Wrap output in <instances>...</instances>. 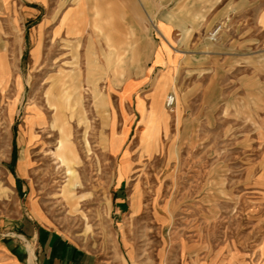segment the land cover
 <instances>
[{"label":"rangeland","instance_id":"374dc122","mask_svg":"<svg viewBox=\"0 0 264 264\" xmlns=\"http://www.w3.org/2000/svg\"><path fill=\"white\" fill-rule=\"evenodd\" d=\"M225 15L214 27L202 29L201 42L181 44L186 52L176 70L177 90L164 94L173 82L170 75L160 81L148 111L138 98L144 127L140 133L138 124H131L119 154L108 145L111 107H116V132L124 128L119 150L128 116L107 87L144 72L151 59L99 58L91 36L87 43L69 40L61 47L21 42L12 27L0 26V54L7 66L0 72V238L31 247L21 233L30 204L51 227L107 261L128 237L138 259L150 264L161 253L172 259L180 254L192 264H264V0L230 5ZM92 30L106 38L118 28ZM73 72L81 86L76 103L61 93L64 86L66 94L72 91ZM95 87L107 94L108 103L100 108ZM170 93L178 103L172 110L163 104ZM53 103L79 148L76 170L84 186L72 187V202L63 195L66 167L50 155L58 141L50 126ZM177 105L179 121L174 118ZM126 157L131 171L120 190L129 202L136 198L139 210L131 219L125 218L127 208L117 213L112 199ZM21 161L28 163L25 173ZM93 182V193L107 202L89 196L76 202L72 196Z\"/></svg>","mask_w":264,"mask_h":264},{"label":"crops","instance_id":"0c3cea01","mask_svg":"<svg viewBox=\"0 0 264 264\" xmlns=\"http://www.w3.org/2000/svg\"><path fill=\"white\" fill-rule=\"evenodd\" d=\"M243 3L244 0H209L206 4L205 0H0V26L12 27L21 42H56L61 47L69 40L87 43L90 41L88 37L91 36V42L98 44L99 58L151 59V65L144 72L128 78L121 86L111 83L107 87L108 95L110 93L117 96L120 111L123 104L128 116L125 121L128 132L119 150L117 146L112 147V132L117 116L116 107H111L113 124L108 145L112 154H119L131 134V124L137 123L140 133L144 127L141 121L142 112L137 106L138 98L145 102V110L148 111L157 89L162 84L160 81L166 79L163 77L171 75L173 81L172 85L163 88L164 94L179 88L176 70L179 60L186 52L181 49V44L201 42L199 34L203 28L214 27L226 16L230 5L239 8L243 7ZM115 26L118 30L109 32L106 38L105 35L97 36L95 30H92L96 27ZM149 26L154 28L150 35ZM106 43H112L113 46L108 47ZM1 55L5 58L4 54ZM169 59L172 62L168 61ZM92 64L93 61L88 56V79L94 76L91 71ZM74 69L80 74L77 66H74ZM157 69L159 72L153 76ZM93 97L97 108L108 103L107 94H99L97 87L93 89ZM164 105L166 107V104ZM174 111V118L179 121L182 116L181 107L177 105ZM172 118L171 115L168 119L169 132ZM162 130L165 132L164 128ZM123 131L124 128L116 133L122 136ZM141 147L143 149L142 145ZM127 159L126 157L117 170L119 188L114 191L112 199L117 213H123L127 208L129 215L125 218L131 219L139 216L136 198L133 197L129 202L120 190L125 189L131 171ZM75 182L76 187L84 186L77 180ZM95 187L93 182L89 190H80L78 195L72 197L79 203L81 200H87V196L90 201L107 202V197L93 193ZM28 209L29 214L22 223L25 229L22 228L24 232L21 233L30 240L31 247L0 238V264H150L138 259V254L128 237L123 239L122 246H119L113 259L107 261L96 251L78 245L51 227L40 214L33 212L30 204ZM155 218L164 219L157 214ZM125 231H128V228L124 230L127 234ZM159 257V261L153 264H192L180 254L175 259L169 258L166 253L159 254Z\"/></svg>","mask_w":264,"mask_h":264},{"label":"bare ground","instance_id":"6f19581e","mask_svg":"<svg viewBox=\"0 0 264 264\" xmlns=\"http://www.w3.org/2000/svg\"><path fill=\"white\" fill-rule=\"evenodd\" d=\"M4 58L2 59L0 57V72L5 70L7 66ZM7 72V71H6ZM2 76V75H1ZM79 76L73 72L72 74V91L69 92V94H66L65 86L62 88V92L68 99H72L78 101L81 95V91L79 90L80 84H79ZM124 102V101H123ZM8 105V104H7ZM53 108L55 109L54 115H53V122L50 123L52 131L58 132V141L56 143L55 149L50 154L52 157L56 158L58 160L59 164L65 165L66 172L68 175V182L63 187V195L65 198L68 199L69 202H72V199L70 198L72 193V187L75 185V181L79 179L78 171L76 170V165H79V152L78 149L73 142L71 135H72V127L69 126V122L65 120V115L63 114L62 110L58 107V104H52ZM8 107V106H7ZM111 111V110H110ZM30 118V116H29ZM114 118V117H113ZM45 119V118H44ZM43 123H45V120H43ZM113 124V123H112ZM115 124V123H114ZM47 125V124H46ZM49 125V124H48ZM113 138H112V147L117 146V139L118 134L116 133L115 128L113 129ZM142 138V136H141ZM114 150V149H113ZM112 150V151H113ZM51 152V151H50ZM22 160V159H21ZM26 164H28L26 161L20 162V172H24L26 170Z\"/></svg>","mask_w":264,"mask_h":264},{"label":"built area","instance_id":"2783aa9c","mask_svg":"<svg viewBox=\"0 0 264 264\" xmlns=\"http://www.w3.org/2000/svg\"><path fill=\"white\" fill-rule=\"evenodd\" d=\"M219 27L213 32V36L219 31ZM166 107L169 109H173L177 103V97L174 93H170L167 97H166Z\"/></svg>","mask_w":264,"mask_h":264}]
</instances>
